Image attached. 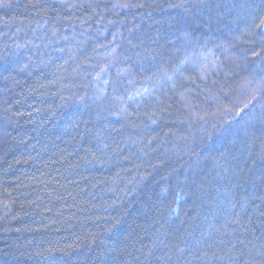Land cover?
<instances>
[{
  "label": "trees",
  "instance_id": "1",
  "mask_svg": "<svg viewBox=\"0 0 264 264\" xmlns=\"http://www.w3.org/2000/svg\"><path fill=\"white\" fill-rule=\"evenodd\" d=\"M68 3L0 4V264H264V0Z\"/></svg>",
  "mask_w": 264,
  "mask_h": 264
},
{
  "label": "snow or ice",
  "instance_id": "2",
  "mask_svg": "<svg viewBox=\"0 0 264 264\" xmlns=\"http://www.w3.org/2000/svg\"><path fill=\"white\" fill-rule=\"evenodd\" d=\"M59 2H60V4H62L65 7H72L73 6L72 4L68 3V0H59ZM2 3H3V0H0V4H2ZM121 7H123V8L144 7V5L143 4H141V5L123 4V5H121ZM174 7H181V6L175 5ZM186 11H187V9H186ZM252 27H253V29L259 31L260 36L264 37V14L257 13V14L253 15ZM256 55H259V53H256ZM168 79H171V77H168ZM247 107H248V105H245V108H247ZM241 112H244V109H241ZM258 115H259V117H261V121L264 122V110H262ZM256 118L257 117L255 115H253L252 110H249L247 112H244L243 116H240V119L237 121V123L239 124L240 121H244L245 125H247L249 123V121H255ZM152 122L155 123V121H152ZM245 130H247V129H245ZM261 132H264V128L261 129ZM261 179H264V177H261ZM240 243L243 244L244 242L240 241ZM209 247H211V246H209ZM178 251L183 252V249H179ZM259 256L262 259H264V252H260ZM45 259L49 262V261H51L52 257L48 256V257H45ZM154 259L156 260L157 264H159V261L163 260L164 257H155ZM217 259H219V258H217ZM170 260H171V258L169 257L168 261L170 262Z\"/></svg>",
  "mask_w": 264,
  "mask_h": 264
}]
</instances>
